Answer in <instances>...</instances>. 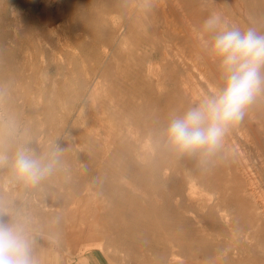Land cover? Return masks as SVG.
<instances>
[{"label": "rangeland", "instance_id": "374dc122", "mask_svg": "<svg viewBox=\"0 0 264 264\" xmlns=\"http://www.w3.org/2000/svg\"><path fill=\"white\" fill-rule=\"evenodd\" d=\"M213 11L264 31V0H0V124L62 149L37 186L0 167V210L31 220L38 264H264V98L210 159L164 146L219 83Z\"/></svg>", "mask_w": 264, "mask_h": 264}, {"label": "clouds", "instance_id": "9594fccd", "mask_svg": "<svg viewBox=\"0 0 264 264\" xmlns=\"http://www.w3.org/2000/svg\"><path fill=\"white\" fill-rule=\"evenodd\" d=\"M200 33L219 83L183 112L172 114L162 135L164 146L177 155L206 160L224 146L227 134L245 119L249 108L264 98V31L255 25L242 28L213 11ZM14 136L11 119L0 124V167H7L15 181L37 186L61 167L58 145L37 154ZM35 243L29 218L0 210V264H38Z\"/></svg>", "mask_w": 264, "mask_h": 264}, {"label": "crops", "instance_id": "0c3cea01", "mask_svg": "<svg viewBox=\"0 0 264 264\" xmlns=\"http://www.w3.org/2000/svg\"><path fill=\"white\" fill-rule=\"evenodd\" d=\"M50 241H51V243L52 244H54V245H60V243H59V241H58V239L57 238H53V237H50ZM65 249V248H64ZM89 249V247H86V248H81L80 250H79V255H82L86 250H88ZM67 250V249H66ZM67 253H69L70 254V252L67 250ZM156 258H159V256H153L152 257V261L151 262H149V263H145V264H160V261L159 260H156ZM143 260H141V262H142ZM182 263H184V264H186L187 263V261H183Z\"/></svg>", "mask_w": 264, "mask_h": 264}, {"label": "bare ground", "instance_id": "6f19581e", "mask_svg": "<svg viewBox=\"0 0 264 264\" xmlns=\"http://www.w3.org/2000/svg\"><path fill=\"white\" fill-rule=\"evenodd\" d=\"M169 23V22H168ZM170 30V29H169ZM260 123V125H261V122H259ZM237 137L239 138V140H241L243 143H244V145H246V146H250V144L248 143V141H247V136H244L243 135V133H240L239 131H237ZM256 141V140H255ZM225 150V149H224ZM226 153V152H225ZM228 154V153H227ZM226 155V154H225ZM258 163V162H257ZM244 167V166H243ZM258 167V166H257ZM249 168V167H248ZM245 169V168H244ZM252 170V169H251ZM211 171V170H210ZM250 171V170H249ZM260 171H262V170H260ZM246 172V171H245ZM259 172V171H258ZM256 183V182H255ZM254 184V183H253ZM257 188V187H256ZM251 190V189H250ZM254 190V189H253ZM261 191V190H260ZM259 192V191H258ZM251 199V198H250ZM251 201H252V199H251ZM254 204V203H253ZM250 205H251V203H250ZM253 207V206H252ZM262 208V207H261ZM254 209V208H253ZM262 213V212H261ZM264 216V215H263ZM257 218V217H256ZM261 218V217H260ZM250 219V218H249ZM262 219V218H261ZM260 219V220H261ZM251 223V222H250ZM248 230V229H247Z\"/></svg>", "mask_w": 264, "mask_h": 264}]
</instances>
